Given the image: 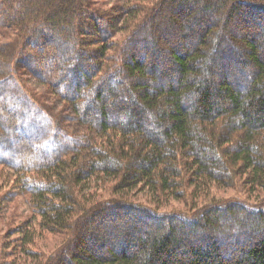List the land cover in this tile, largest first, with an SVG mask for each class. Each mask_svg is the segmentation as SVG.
<instances>
[{
    "label": "trees",
    "instance_id": "1",
    "mask_svg": "<svg viewBox=\"0 0 264 264\" xmlns=\"http://www.w3.org/2000/svg\"><path fill=\"white\" fill-rule=\"evenodd\" d=\"M103 1L0 0V264H264V0Z\"/></svg>",
    "mask_w": 264,
    "mask_h": 264
},
{
    "label": "rangeland",
    "instance_id": "2",
    "mask_svg": "<svg viewBox=\"0 0 264 264\" xmlns=\"http://www.w3.org/2000/svg\"><path fill=\"white\" fill-rule=\"evenodd\" d=\"M114 1L115 0H104L103 2H105L107 4V6H110L111 4L114 3ZM189 9H187V8H186V10L183 9L180 13H176L175 14L176 17H178V22L179 23H185L186 20H188V19H186V17L188 15V10ZM190 13L191 12L189 11V14ZM263 30H264V28L262 29V27H258V26H256V28H253V32H254L253 34H255L257 39H261V37H259V35H261L263 33ZM172 33L168 32L166 34V37L164 39V43L165 44L163 46L165 51L162 53L161 58L160 57L158 58V61H157L156 58H154V55L151 53L150 48L148 46H145V48H143L144 50H146L145 51V55H144L145 58H143V62H144L145 65H147L149 67L150 65L153 64V65H156V68L158 70H161V67H163L164 65H170L169 64L170 63V53H169L170 51L167 50L166 48H170V49L174 48L175 50H178L179 52H181L183 47L188 50L189 47L193 46L192 38L187 41L186 38L182 35V37L180 39H178ZM162 35H163V33H162ZM115 38H120V36H117ZM239 38H241V37L237 33L236 34V40H237L236 41V45L242 47L241 44L240 45L238 44ZM263 39H264V37H263ZM263 46H264V44H263ZM141 51L142 50L140 49L137 52L136 56H138V53H140ZM234 52L236 54H238L239 56H241L242 59H244L246 57L243 54L244 52L239 50V47L237 48V50H234ZM153 53L156 54L155 52H153ZM158 54H160V53H158ZM166 56H168L169 58H166ZM239 62H240V60H239ZM226 66H227V75H228L229 81L231 80L232 83H235L234 84L235 87H239L240 89H242L243 87H248L249 86L248 85V80H249V77L251 75V72H249L250 71V67H246L245 68L246 73H244V71H242L240 73L239 69H237L238 66H235V64H233V62H231V60H229L228 58H227V61L225 62V64L222 65V70H224V68H226ZM168 68H169V66H167V69ZM168 80L169 79H166V80L164 79V81H160V85L162 86V83H163V85L166 84ZM156 87H158V86H156V84H151V86L149 87V89H150L149 91L155 89ZM124 102L130 108L135 107L133 102H127V100H125ZM119 119L122 120L123 116H120ZM157 120H158V118H153V116L151 115L150 118H147V119L144 120V122H142V127L148 129L147 131L150 134L149 131L152 130V128H154L153 127V122L157 123L156 122ZM98 190H99L98 192H100V189H98ZM1 193H4V192L1 191ZM237 193H238V190L236 191V190H232V189H224V190H221L219 193H217V196H218V198L219 197H234V196H238V195H236ZM242 196L244 197L245 195H242ZM2 206H4L3 210H2L4 212L6 211V208L8 207L9 210H7V211H10V209H11L13 211L15 210V212H18L20 215H23V216L26 215L27 205L25 204V202L22 199H17L15 201V203H13V204L10 203L9 205H2ZM172 207H174V208H183L182 204L177 203V202L173 203ZM126 223H127V221H126ZM9 238L12 239L13 236H9ZM61 242H62V239L59 236H57V235H53V234H50V233H47V232L41 231V230L38 233L36 232V237H35V239L33 241V244L31 246H27L26 247V249L31 251L30 252L31 256H27L25 254L22 257V259L19 260L18 264H35V262L38 260V257L42 253H44V254L50 253V251L53 250L55 247H57ZM94 249L95 250H99L97 248H94ZM81 250L84 251V249H80V251Z\"/></svg>",
    "mask_w": 264,
    "mask_h": 264
}]
</instances>
